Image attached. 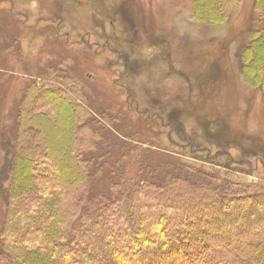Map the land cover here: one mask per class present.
<instances>
[{
	"label": "rangeland",
	"instance_id": "rangeland-1",
	"mask_svg": "<svg viewBox=\"0 0 264 264\" xmlns=\"http://www.w3.org/2000/svg\"><path fill=\"white\" fill-rule=\"evenodd\" d=\"M192 1L0 0V169L5 141L22 155L44 145L22 112L52 120L53 90L77 108L74 155L85 153L89 173L100 168L89 186L63 190L67 211L121 176L136 185L160 161L188 179L181 194L264 191V82L241 70L264 11L227 0V18L210 23L193 17ZM30 200L9 203L0 192V249L7 202Z\"/></svg>",
	"mask_w": 264,
	"mask_h": 264
},
{
	"label": "trees",
	"instance_id": "trees-1",
	"mask_svg": "<svg viewBox=\"0 0 264 264\" xmlns=\"http://www.w3.org/2000/svg\"><path fill=\"white\" fill-rule=\"evenodd\" d=\"M226 1L193 0L192 15L223 22ZM255 8L264 11V0H255ZM241 56L245 81L262 84L264 29L251 34ZM45 98L52 120L22 112L44 145L33 143L22 155L13 152L18 144L5 141L9 156L1 165L0 192L9 203L31 200L11 208L7 202L0 264H264V191L181 194L190 185L181 184L188 179L171 163L150 164L149 178L134 186L120 175L123 181L109 184L116 192L78 196L74 209L62 208L63 190L89 186L100 168L95 164L89 173L79 160L85 153H73L75 104L53 90Z\"/></svg>",
	"mask_w": 264,
	"mask_h": 264
}]
</instances>
